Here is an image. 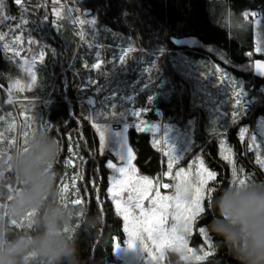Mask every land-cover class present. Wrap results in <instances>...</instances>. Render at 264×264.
I'll return each mask as SVG.
<instances>
[{"label": "trees", "instance_id": "16d2710c", "mask_svg": "<svg viewBox=\"0 0 264 264\" xmlns=\"http://www.w3.org/2000/svg\"><path fill=\"white\" fill-rule=\"evenodd\" d=\"M6 2L11 14L28 23L16 33L9 31L15 22L0 26L6 33L0 41V161L6 162L37 129L46 128L61 141L63 151L54 162L58 186L67 187L71 202L82 200L103 220L97 236H81L83 264L114 262L113 242L124 236L122 219L107 195L112 170L106 163L116 157L101 154L93 122L160 124L163 135L169 128L188 131L193 149L217 173L208 185L213 194L233 184V166L220 155L222 140L234 153L237 178L264 181V167L256 163L264 159V74L251 66L264 62V53L255 50L258 38L264 43V0H25L23 14L12 0ZM81 6L97 20L95 29L79 23L92 18L78 11ZM21 35L24 42L16 43ZM29 35L43 37L46 47L29 46ZM187 39L195 43H177ZM41 51L33 88L11 90L21 61ZM225 73L244 91L245 113L241 107L235 119L232 85L220 82ZM129 141L140 171L158 181L166 170L165 156L151 134L131 126ZM70 158L72 166L66 163ZM74 175L82 179L73 183ZM207 203L205 198L200 224L212 219ZM208 234L212 254L191 264H236L218 246L219 238Z\"/></svg>", "mask_w": 264, "mask_h": 264}, {"label": "clouds", "instance_id": "9594fccd", "mask_svg": "<svg viewBox=\"0 0 264 264\" xmlns=\"http://www.w3.org/2000/svg\"><path fill=\"white\" fill-rule=\"evenodd\" d=\"M62 151L61 141L42 128L0 161V264H32L33 258L43 264H83L81 236H97L103 220L86 205L71 202L58 186L54 162ZM207 208L208 232L236 264H264V181L224 187ZM163 258L166 264H191L185 249L165 250Z\"/></svg>", "mask_w": 264, "mask_h": 264}, {"label": "snow or ice", "instance_id": "6c2138e0", "mask_svg": "<svg viewBox=\"0 0 264 264\" xmlns=\"http://www.w3.org/2000/svg\"><path fill=\"white\" fill-rule=\"evenodd\" d=\"M80 2V0H78ZM12 3L17 6L18 12L23 14L26 12L25 0H12ZM9 6L7 5L6 0H0V26H4L9 22H15L9 28V31L16 33L22 29V26L27 24L28 21L23 18L21 15L19 18L15 14H11L8 10ZM81 11V14L85 17H92L86 13V10L82 8L78 9ZM56 15L59 16L60 12L57 10ZM247 15V13L245 14ZM255 15V13H253ZM82 25L87 23L92 26L93 29L97 26V20L92 17L91 19H82L79 21ZM259 23V21H257ZM6 33H0V41L4 40ZM44 38L33 39L31 35L27 40L29 46L31 45H40L42 48L46 47L43 43ZM16 43H23V36L15 37ZM4 48L7 49L8 45H4ZM256 52L264 53V43H261L260 39H257ZM125 54L122 53L121 57L118 59H123ZM252 52L248 53V56L251 57ZM14 56L19 57L20 52L16 51ZM37 57L43 58V52H38L31 54V63L28 59L24 60V71L30 79V83L25 85L22 84L20 80H15L11 83V90H23L25 87L31 88L35 84V74L32 72V67L35 65ZM252 68L259 73L264 74V62L255 61L251 64ZM93 67L98 68L99 64L93 65ZM221 83H229L232 85L233 94L236 97L235 105L236 110L233 113V118L241 112V107L245 113V96L244 91L239 84H236L231 77L227 76L225 73L220 80ZM92 82H89L91 84ZM11 102V101H10ZM146 111V110H145ZM99 115V113H98ZM131 115L139 116L140 112H132ZM113 116L115 114L113 113ZM93 126L96 129V132L99 135L100 141V152L103 154L106 142V132L108 131L107 125H101L98 122H93ZM14 128L15 125H10ZM157 129L154 125L152 130ZM137 130H149L143 129L137 125ZM244 131L241 133V139L244 138ZM126 139L121 145L119 151L116 152L117 157L121 161L126 159V156L130 154V149L127 148ZM255 140V136L252 137ZM27 137H25V145L27 144ZM13 142H10V144ZM220 155L227 161L230 165L233 166V184L239 183L243 185L247 181L245 179L237 178L235 161L233 159L234 153L232 149L226 144V141L220 142ZM171 151L166 152L165 154L169 157L168 169L169 172L166 175L171 174L172 163L178 161L181 158L176 156L173 152L172 147ZM3 156V153L0 152V157ZM75 156V153L73 154ZM8 158V157H7ZM68 166L73 165V159H68L66 161ZM83 163V160H81ZM197 171L195 177L193 178L191 172H185L183 168L179 169L172 176V179L176 181L174 184V194L173 195H161L159 190L154 189L153 180L149 179L146 176L136 177L135 169L129 165L126 167H117L112 161H107L106 167L113 171V175L110 180V187L107 189V195L111 198L112 203L115 205L116 214L123 217L125 222L124 231L128 234V246L133 247L135 245L134 240L140 242L143 249L149 253L151 264H155L158 255L153 256L152 250L149 249L145 240H150L153 248L159 254L160 259L163 258V253L165 250H177L185 249L189 255V259L195 257V253L189 245V238L193 232L194 227L196 228V234L204 237L205 240H208L211 243L210 237L208 236L207 228L205 226L198 225L197 221L202 217L206 208L204 206V200L207 198L211 199L213 196L214 188L206 187L209 181H214L216 179L217 173L215 171H210L203 161V159H198ZM256 163L261 167H264V159L259 157L256 159ZM11 171V168L8 169ZM77 179H82L80 175H74L71 177L73 183ZM93 186H95V181H92ZM164 188H169V184L162 185ZM63 193L67 192L66 186H61ZM79 191V189H75ZM97 199L99 197L97 196ZM145 201H148V206H145ZM76 204H83L84 202L80 199L74 201ZM135 210V211H134ZM169 220H171V226H169ZM203 242V241H202ZM117 246H119L117 244ZM33 264H38V261L33 258Z\"/></svg>", "mask_w": 264, "mask_h": 264}, {"label": "rangeland", "instance_id": "374dc122", "mask_svg": "<svg viewBox=\"0 0 264 264\" xmlns=\"http://www.w3.org/2000/svg\"><path fill=\"white\" fill-rule=\"evenodd\" d=\"M251 16H254V15L251 14L250 17ZM256 20L258 21V19ZM257 26H258V23L255 24V28ZM177 43L179 45H193L195 42L192 39H187V40H179ZM24 60L25 59H23L19 65V77H17V79L15 80H20L22 84L27 85L30 83V79L24 71ZM28 61L29 63H31L30 60ZM32 72H34V66L32 67ZM33 86L31 88L25 87L23 90L32 89ZM137 125H139L143 129H149V130H142V131H147L148 133L151 134L153 144L156 147H158L162 155L165 156L166 170L160 176V178H158L159 179L158 181L153 176L142 173L136 163V157L131 148L130 141H129V129L131 126L137 127ZM153 125L157 129L152 130ZM107 127H108V131L106 132L107 145L105 146L104 151H108L116 157V160H111V161L114 164H116L117 167L128 168L130 165L136 170L135 171L136 177L146 176L149 179L153 180L154 182L153 190L154 191L159 190L161 195H173L174 194V184L176 183V181L172 179V176L175 175V173L179 171V169L183 168L185 172L190 171L192 177L193 178L195 177V173L197 171L196 162H198V159H203V158L199 156V150L193 149V145H192L193 140L190 139V135L188 131L186 130L183 131L182 129L180 130V128L179 129L169 128L168 132H165L163 135L162 126L160 124H148V123H137L135 125H132V123L122 124V125L107 124ZM125 138H127L126 139L127 148L130 149L131 151H130V154L126 156V159L121 161L119 157H117L116 152L120 150L121 145L124 142ZM170 147H172L174 154L180 157L181 159L178 161H174L172 163L171 174L166 175V173L169 172V169H168L169 157L165 153L171 151ZM205 166L210 171H213L207 166L206 163H205ZM113 174L114 173L112 171L109 176V187H110V180ZM211 182L212 181H209L208 185ZM164 184H169L170 187L169 188L162 187V185ZM208 185H206V187H208ZM148 203H149L148 201H145L146 207L148 206ZM114 209H115V205H114ZM119 217H121L122 219L123 231H124L125 222L122 216H119ZM199 219L197 221L198 225L206 226L203 223L200 224ZM169 226H171V220H169ZM196 231L197 230L194 227L193 232L189 238V245H188V247L191 248L193 252L195 253V257L190 259V261L194 263L206 260L212 254V246H213V241L211 240V238H210L211 243H209V241L205 240L203 236L197 235ZM134 243L135 245L133 247L128 246V234L125 231H124L123 238H118V237L115 238L113 245H114V253L116 256V260L112 262L111 264H151L149 253L143 249L139 241L134 240ZM117 244L119 246H117ZM145 244L149 249L152 250L153 256L158 255L157 251L153 248L150 240H145ZM163 260L164 258L160 259V263Z\"/></svg>", "mask_w": 264, "mask_h": 264}, {"label": "water", "instance_id": "95a60500", "mask_svg": "<svg viewBox=\"0 0 264 264\" xmlns=\"http://www.w3.org/2000/svg\"><path fill=\"white\" fill-rule=\"evenodd\" d=\"M255 73H258V72L255 71Z\"/></svg>", "mask_w": 264, "mask_h": 264}, {"label": "built area", "instance_id": "2783aa9c", "mask_svg": "<svg viewBox=\"0 0 264 264\" xmlns=\"http://www.w3.org/2000/svg\"><path fill=\"white\" fill-rule=\"evenodd\" d=\"M92 106H93V104H92Z\"/></svg>", "mask_w": 264, "mask_h": 264}]
</instances>
